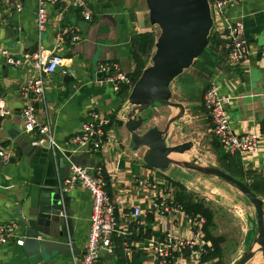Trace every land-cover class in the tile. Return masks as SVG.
Instances as JSON below:
<instances>
[{
	"label": "crops",
	"instance_id": "crops-1",
	"mask_svg": "<svg viewBox=\"0 0 264 264\" xmlns=\"http://www.w3.org/2000/svg\"><path fill=\"white\" fill-rule=\"evenodd\" d=\"M14 1L23 5L21 11L7 6L6 3ZM87 1L95 11L91 20L84 19L77 8L63 11L59 3L50 5L51 20L40 37L36 20L38 0H0V48L23 54L26 47L29 49L31 45L41 44L46 53L54 51L64 58L60 64L64 66V71L45 77V97L26 98L22 95V88L28 82V77L32 79L36 76L34 68L29 64L22 68L21 65L9 64L0 53V95L5 97L7 105L13 110L12 115L0 118V145L11 157L9 162H4L0 157V222L16 223L23 235L26 221L18 216H26L28 209L37 204L41 195L62 191L65 180L71 174V162L89 168L100 166L104 168L107 189L117 207L120 227L127 235L117 237L114 251L100 257L97 264H148L147 239L159 235L163 225V219L151 208L152 199L158 193L169 192L174 200L182 204L177 197V183L181 182L169 175L176 166L159 171L143 162L145 148L131 151L130 135L119 122L125 117L123 112L127 111L130 89L114 92L110 84H104L100 65L115 61L131 75L135 70L132 36L154 32L155 27L149 22L145 0ZM234 21L242 23L247 40L246 55L239 62L228 59L227 33ZM69 22L80 34L81 40L59 41L61 28ZM211 32L213 41L217 42L212 50V58L217 61L211 73H204L203 80L196 75H183L181 82L175 81L171 85L172 95L177 94L176 101L185 107V113L178 123L195 124L197 131H193L198 138H205L206 134L211 136V120L203 104V93L209 83H214L220 93L230 96L226 113L233 133H255L259 151L223 158L213 150L212 154L223 170L226 171L227 166L233 176L248 184H256L263 192L256 194L264 200V0L228 3L222 15L214 17ZM68 70H73L76 77L70 83H64L63 78ZM29 102L36 105L39 121L50 124L55 146L49 142L33 144L36 135L25 130L21 114ZM91 109L113 118L105 149L98 153L84 148L73 151L70 139L81 130ZM152 109L160 108H150L146 115ZM183 186L188 188L185 184ZM236 192L241 194L238 190ZM62 196L63 212L55 220L49 221L47 231L53 239L72 242L80 249L81 253L77 256H56V264H72L73 259L83 253L89 237L92 200L82 185ZM243 202L232 204L233 208L244 212L245 223L242 224V238L236 241L235 258L230 260L231 263L246 254L256 237L253 206ZM135 206L141 211L138 218L132 215ZM220 237H223L221 260H224V246L229 239L222 235ZM0 264L29 262L22 247L10 241L0 243ZM245 264H264V257L257 251Z\"/></svg>",
	"mask_w": 264,
	"mask_h": 264
},
{
	"label": "built area",
	"instance_id": "built-area-1",
	"mask_svg": "<svg viewBox=\"0 0 264 264\" xmlns=\"http://www.w3.org/2000/svg\"><path fill=\"white\" fill-rule=\"evenodd\" d=\"M234 1L237 0L212 1L213 16L222 15L226 5ZM58 3L63 11H68L71 7L77 8L86 20H91L94 16L95 11L87 0H38L36 20L40 37L51 20L49 6ZM6 4L16 11L23 9V5L18 1ZM227 34L229 37L228 59L230 62H239L247 52V40L242 23L232 22ZM58 39L61 42L65 39L76 42L81 40V36L69 22L61 28ZM262 47L264 48V39ZM0 53L9 64H29L34 68L36 76L29 79L22 88V95L26 98L45 97V77L54 73L57 66L64 61L63 56L54 51L46 53L41 44L39 52L32 57L28 54H15L4 47L0 48ZM100 70L104 74V84H110L116 93L123 85L130 88L133 85L131 76L118 62H104L100 65ZM230 101L231 97L220 93L214 83L208 84L203 93V104L211 120V137L226 153H257L259 143L255 133L243 135L233 133L226 113V105ZM12 113L13 110L7 105L5 97L0 95V118L8 117ZM21 114L25 130L36 135L34 145L44 142L56 145L50 124L39 121L34 102H29ZM112 123L113 118L109 114L95 109L88 111L81 130L70 139L73 151L84 148L92 153L102 152L108 140V128ZM0 157L4 162H9L11 158L8 151L1 145ZM70 170L71 174L65 180L61 193L71 192L78 185H82L88 190L92 200L89 237L83 253L78 258H74L72 264H97L100 257L114 251L117 237L126 236L127 233L120 227L116 204L107 189L104 168L100 166L89 168L71 162ZM151 187L155 188L154 185ZM151 208L163 219V225L159 235L147 239L145 248L149 255L146 261L148 264H212V259H205L212 246L210 239L206 236V218L203 215L189 213L182 204L174 200L173 194L169 192L156 194L152 199ZM140 212L139 207H133L132 215L135 218L140 217ZM18 229L16 223L0 222V243L7 244L12 241L21 246L23 236ZM125 247L127 249V245Z\"/></svg>",
	"mask_w": 264,
	"mask_h": 264
},
{
	"label": "water",
	"instance_id": "water-1",
	"mask_svg": "<svg viewBox=\"0 0 264 264\" xmlns=\"http://www.w3.org/2000/svg\"><path fill=\"white\" fill-rule=\"evenodd\" d=\"M148 19L159 30L150 57L133 83L127 97V111L123 112L124 125L130 135L129 148L137 151L145 148L143 162L159 171L171 166L194 171L221 180L238 190L252 204L255 215L256 237L253 246L235 264H245L257 251L264 257V200L245 182L214 164H202L185 159L184 153L194 147L191 140L169 144L172 128L179 127L178 121L185 113L184 105L172 100L173 81L200 56L208 43L214 16L210 0H145ZM40 49L39 44L26 47L25 54L33 56ZM21 68L23 65L20 66ZM64 71L57 66L54 72ZM76 77L68 70L63 78L70 83ZM29 81V77H28ZM170 107L172 114L160 128L151 125L142 129L150 121L146 111L150 108ZM182 157V158H177ZM61 192L43 194L37 204L32 205L26 216H18L26 221L21 245L29 264H56V256L79 255L80 249L72 242L53 239L48 233V223L63 212ZM257 245V248L254 246Z\"/></svg>",
	"mask_w": 264,
	"mask_h": 264
},
{
	"label": "rangeland",
	"instance_id": "rangeland-1",
	"mask_svg": "<svg viewBox=\"0 0 264 264\" xmlns=\"http://www.w3.org/2000/svg\"><path fill=\"white\" fill-rule=\"evenodd\" d=\"M158 33L159 30L155 27V36H157ZM201 59H203V56L197 58L190 68L185 70L173 81L172 85H174L175 81L176 83L181 82L183 75H196L197 77H202V79H200L203 80L205 77L204 72L197 69ZM148 64H150V59H148L146 65ZM177 97V94L172 95V100L176 101ZM170 114H172V109L170 107H163L157 110L152 109L149 114H147L150 117V121L143 127L149 124L150 126L157 125L162 128ZM194 126L195 124L192 125L189 122L184 123L181 121L179 127L176 126L171 129L168 138L169 144H177L191 140L193 143L195 142L194 147L184 153L183 157H185V159L202 164H214L219 166L217 161H215L216 157L212 154V150L216 152L217 156H223L222 151L217 148L215 141L209 134H206L205 138H198L199 136L195 132L197 128ZM225 168L227 169L228 167L225 166ZM169 175L172 179L185 184L188 187H184L187 194L195 200L202 201L205 206L211 210L212 218L211 223L207 227V231L210 235H222L226 239H229L224 246L225 255L222 264H235L238 260L233 263H231L230 260L235 258L236 241L242 238V224L245 223V217L243 215L244 212L237 207L233 208L232 204H240V201H245L243 202L245 204L249 202L241 194H238L234 187L217 178L192 171L183 172L178 166L173 167ZM236 197L238 199H236ZM233 211H235V215ZM241 258H239V260Z\"/></svg>",
	"mask_w": 264,
	"mask_h": 264
},
{
	"label": "trees",
	"instance_id": "trees-1",
	"mask_svg": "<svg viewBox=\"0 0 264 264\" xmlns=\"http://www.w3.org/2000/svg\"><path fill=\"white\" fill-rule=\"evenodd\" d=\"M155 40H156V36L153 31L137 33L132 36V44L134 48L133 57L135 61V70L130 76H131L133 83L136 81L141 71L146 66L148 59H150ZM212 41H213V32L210 33L208 37V43L205 49L203 50V52L200 54V56H203V59H201L199 67L197 68L199 71H202L207 75L211 73L213 67L216 64L215 62L217 61L215 60V58H212L213 56L212 50L215 49L217 42H214V41L212 42ZM200 56L198 58H200ZM123 88L130 89V87L126 85H123L121 89ZM215 143L217 145V148L218 147L220 148V146L217 144L216 141ZM224 153L225 154L221 158L232 155L226 152ZM228 169H226V171L229 172ZM240 180L242 181V179ZM245 183L249 185V187L255 193L263 194V192L258 189L256 184H248L247 182ZM177 185L179 186V193L177 197H178V200L183 204L185 209L189 213L201 214L206 218V225H205L206 236L207 238L210 239L212 247L208 255L205 257V259H212L213 261L212 264H222L223 262L221 260V253H222L221 243L223 241V237L212 236L207 231V227L211 223V218H212L211 210L207 208L202 201L195 200L190 195H188L183 185H181L180 183H177Z\"/></svg>",
	"mask_w": 264,
	"mask_h": 264
},
{
	"label": "bare ground",
	"instance_id": "bare-ground-1",
	"mask_svg": "<svg viewBox=\"0 0 264 264\" xmlns=\"http://www.w3.org/2000/svg\"><path fill=\"white\" fill-rule=\"evenodd\" d=\"M177 158H182V157H177Z\"/></svg>",
	"mask_w": 264,
	"mask_h": 264
}]
</instances>
